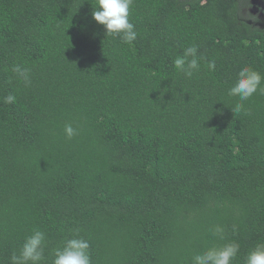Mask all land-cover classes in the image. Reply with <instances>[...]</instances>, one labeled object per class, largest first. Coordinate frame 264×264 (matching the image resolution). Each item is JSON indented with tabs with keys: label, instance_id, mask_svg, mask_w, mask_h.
<instances>
[{
	"label": "trees",
	"instance_id": "obj_1",
	"mask_svg": "<svg viewBox=\"0 0 264 264\" xmlns=\"http://www.w3.org/2000/svg\"><path fill=\"white\" fill-rule=\"evenodd\" d=\"M96 7L0 0V264L33 230L44 264L77 231L91 264H191L232 241L245 264L264 242V94L234 113L229 89L244 66L264 74V31L237 0H134L125 43ZM193 45L189 78L173 61Z\"/></svg>",
	"mask_w": 264,
	"mask_h": 264
},
{
	"label": "clouds",
	"instance_id": "obj_2",
	"mask_svg": "<svg viewBox=\"0 0 264 264\" xmlns=\"http://www.w3.org/2000/svg\"><path fill=\"white\" fill-rule=\"evenodd\" d=\"M134 0H97V7L92 11L93 19L102 25L106 35H120L125 43H131L137 38V31L133 23L129 21V10ZM203 59L198 55L196 45L184 49L178 55L173 64L175 68L186 77L191 78L194 72L199 71L200 62ZM209 71H215L214 60L207 62ZM14 73L25 81L28 80V72L20 66L13 68ZM264 74L250 66H244L238 73V79L229 89L230 96H238L240 103L236 104L232 110L239 111L243 107V102L248 100L253 94L259 91L264 94ZM16 97L12 94L3 98L4 103H15ZM64 133L71 139L77 135V129L71 124L64 126ZM214 237L224 240L225 229L221 225H215L210 229ZM233 231L236 226L233 225ZM46 247V234L41 230H33L30 235L25 237L19 254L15 252L10 257V264H44ZM89 241L77 234L72 238H66L63 246L56 248L53 254L52 264H91ZM240 253V244L232 241L224 243L222 246L209 247L202 252H198L191 258V264H233V261ZM245 264H264V242L258 243L255 248L248 252Z\"/></svg>",
	"mask_w": 264,
	"mask_h": 264
},
{
	"label": "flooded vegetation",
	"instance_id": "obj_3",
	"mask_svg": "<svg viewBox=\"0 0 264 264\" xmlns=\"http://www.w3.org/2000/svg\"><path fill=\"white\" fill-rule=\"evenodd\" d=\"M237 4L242 19L264 31V0H237Z\"/></svg>",
	"mask_w": 264,
	"mask_h": 264
}]
</instances>
